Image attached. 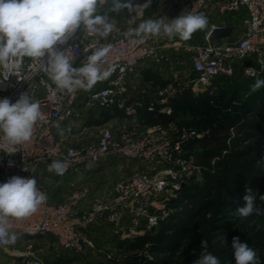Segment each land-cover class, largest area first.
Masks as SVG:
<instances>
[{"label":"built area","instance_id":"1","mask_svg":"<svg viewBox=\"0 0 264 264\" xmlns=\"http://www.w3.org/2000/svg\"><path fill=\"white\" fill-rule=\"evenodd\" d=\"M240 11L244 13V30L239 36L210 40L213 31L223 28L214 21L216 17ZM189 13L203 14L207 19L202 42L169 38L163 32L154 37L126 36L130 28L113 29L106 37L78 30L67 44L59 46L61 50L71 49L73 67H81L96 49L109 47L99 66L101 71L114 69L88 90L69 93L57 89L45 73L43 61L25 58L20 73L8 79L0 69V98L14 102L27 92L33 101L40 102L45 116L35 125L31 140L16 146V153L0 151L1 183L14 175L33 177L47 196L46 203L31 217L12 221L17 236L43 234L62 251L82 253L95 250V235L105 228L111 229L118 241L127 243L157 231L167 220L172 194L202 171L184 147L203 138L207 131L190 127L175 130L169 121L168 130L157 124L139 133L138 121L128 129L104 123L93 129V139L85 142L83 133L91 128L83 126L82 121L84 111L104 112L110 117L122 115L124 119L138 118L140 113L170 116L169 102L177 92L170 86L156 93L137 87L141 71L149 67L166 69L177 78L189 63L195 79L188 87L192 84L193 91L200 92L210 89L215 79L230 78L237 70L246 79L259 78L264 72V0H184L178 15ZM53 160L65 164L63 175L51 172L52 180L68 191L59 202L48 196L51 184L42 180L38 169H48ZM121 160L131 166L129 175L121 181L109 188L86 182L99 168ZM101 239L105 241L103 236ZM12 244H0V252ZM104 256L114 264L109 248L104 249ZM136 256L129 254L124 259L132 264L130 259ZM153 256L146 248L144 263L152 262ZM20 258L21 264H43L34 252L27 251Z\"/></svg>","mask_w":264,"mask_h":264},{"label":"rangeland","instance_id":"2","mask_svg":"<svg viewBox=\"0 0 264 264\" xmlns=\"http://www.w3.org/2000/svg\"><path fill=\"white\" fill-rule=\"evenodd\" d=\"M180 3L181 0H151L149 8H147L142 15L139 14L138 11L128 12L127 14H120L117 12L112 18L108 16L109 10L100 6L98 7L97 14L105 16L108 21L114 25V29L122 31L128 28H136L140 23L149 18H163L165 22H168L169 19H173V13H175ZM224 17L225 16L221 18L216 17L214 21L219 23L228 22V24L236 26L240 25L244 13L240 11L233 18ZM172 75L173 73L166 69L159 71L151 67L147 77L141 76L137 83V87L146 90L148 93H156L158 90L169 86L178 93H182L184 90L188 89V99L192 98L193 100L182 106L175 107L176 109L174 110L172 109V114L173 112L174 114H171L170 122L173 123L175 130L184 127H191L193 129L198 128L197 123H200L206 117H211V119L205 120L207 126L202 131L212 129L227 121L244 119L247 114L256 111V106L248 105L247 103L251 96L258 97L259 103L264 106V87L255 92L251 91V87L255 81H249L244 78L238 70L235 71V74L230 78L221 77L215 79L217 83L216 85L214 84L215 86L212 89L201 90V92L197 90L193 91L192 84L188 87V83L195 79V75L189 63H187L183 71H180L177 78H173ZM258 79H261V77ZM83 115L85 117L82 121L83 126L91 128L83 133V141L85 142L91 141L93 139V129L104 123L115 128L124 125L125 128L128 129L135 124V121H138L139 133H143L145 130L157 124L161 125L163 129L168 130L166 129L168 120H158L155 113L151 116L140 113V117L134 119L125 118L122 123V118H110V116L104 112L84 111ZM170 135L173 137L175 136L174 133ZM75 142L76 141H74V143ZM184 152L194 157L200 154V149L198 146H192L189 143L185 145ZM38 169L42 171V177L40 176L42 180L51 184L47 187V194L50 199L53 202L61 201L68 193L67 189L57 185L54 179L52 180L51 172H49L48 169L42 167H38ZM130 170L131 166L126 161H117L99 168L86 178V182H93L97 186L109 188L111 185L127 177ZM229 175H233V173L231 172ZM212 181L211 179H204L201 171V175L192 180L188 184L189 186H184L177 194H172L168 204L170 215L182 209H187V211L191 212L192 219L184 224L181 231L172 237L170 252L161 256L162 259L173 262L186 256V261L193 263L188 256L193 255L200 240L205 239L207 236H211L215 238L216 242L219 241L220 247L224 246L225 254L218 258L220 264H235L231 249L233 237L238 236L241 242L246 243L247 237L251 234L250 228L254 227L255 229H259L262 220L259 219L256 213L247 217V222L242 223L238 220L239 216L236 214V209L243 205L240 203H225V201L217 200L214 196L211 198L208 197V185L212 183ZM249 191L256 195V201H260L259 193L254 190ZM189 200L193 201V206L184 208L182 204H186V201ZM148 235L154 237L156 231ZM102 236L105 238V241H102ZM94 243L95 250L73 253L59 249L48 236H38V234L21 235L17 236V240L8 247L5 252H0V264H21L20 257L27 251L37 253L43 264H110L104 256V249L107 248L111 250L114 264H127L128 259L124 258L129 254L137 255L130 259L132 264H146L144 263L146 248L136 252L128 249V247H126L127 244L121 243L118 239L114 238L111 229L105 228L102 234H96ZM103 247L104 249H101ZM249 247L256 250L253 246ZM99 250L102 252H98ZM256 252L260 264H264V252L258 250H256ZM153 257L155 258V256ZM138 260L141 261L138 262Z\"/></svg>","mask_w":264,"mask_h":264},{"label":"clouds","instance_id":"3","mask_svg":"<svg viewBox=\"0 0 264 264\" xmlns=\"http://www.w3.org/2000/svg\"><path fill=\"white\" fill-rule=\"evenodd\" d=\"M106 3L107 0H0V69L7 74L5 79L20 73L25 58L32 62L43 61L44 71L56 88L69 93L88 90L97 81L110 76L114 69L101 71L99 66L102 57L109 53V47L96 49L79 68L73 67L71 49L59 47L67 44L80 29L104 37L111 33L114 25L105 16L97 14L98 7ZM150 4L151 0L135 5L133 0H113L112 11L126 9L129 13L138 11L142 15ZM206 25L203 14L189 13L168 22L163 18L146 19L125 35L159 36L163 32L169 38L178 36L188 40ZM262 87L264 79H257L251 91ZM44 119L40 102L33 101L27 92H22L14 102L7 97L0 98V151L16 153V146L29 142L35 125ZM48 171L63 175L65 164L53 160ZM259 198L264 201V195ZM243 199L244 205L236 209L239 217L264 214V207L256 206L257 197L251 191ZM46 201V194L37 187L33 177L14 175L0 183V244L14 243L17 234L12 221L31 217ZM201 248H208L207 240H201ZM231 249L235 264H260L256 250L241 242L238 236L233 237ZM194 264H220V261L210 252H202Z\"/></svg>","mask_w":264,"mask_h":264},{"label":"trees","instance_id":"4","mask_svg":"<svg viewBox=\"0 0 264 264\" xmlns=\"http://www.w3.org/2000/svg\"><path fill=\"white\" fill-rule=\"evenodd\" d=\"M146 1L133 0V4H143ZM103 7L109 10L108 16L110 18L117 13L112 11L113 0H107ZM119 13L127 14L128 11L125 9L119 11ZM259 77L264 78V72ZM216 81H213L211 89L216 85ZM191 100L193 99H188V89H186L182 93L177 92L175 97L170 99L169 104L174 110L175 107L182 106ZM258 100L259 98L255 96L249 98L248 105L256 106V111L247 114L244 119L221 123L212 129L206 130L207 133L203 138L190 142L192 146H198L200 149V154L194 157L197 164L202 167L204 179L213 180L208 185L209 198L214 196L217 200L225 201V203L244 205L243 198L249 190H254L260 196L264 195V106ZM155 114L158 120H168L167 122H169L171 120L170 116L174 112L168 117L158 113ZM145 115L151 116L153 113ZM210 119L211 117H206L203 121L197 123L198 128H195V130L202 131L205 129L207 126L206 121ZM231 172L233 175H229ZM186 202V204H182L184 208L193 206L192 200ZM256 206L258 208L264 207V201H256ZM191 215V212L187 209L171 214L158 228L154 237H150L147 233L144 237L125 243L127 244L126 247L132 251L148 248L155 258L152 262L146 264H194V261L200 257L202 252H210L218 258L223 256L225 254L224 246L220 247L219 241L216 242L214 237L207 236L205 240L208 241V248L203 250L200 240L196 246V251H194L195 254L188 256L193 263L187 262L186 256L173 262L162 259L161 256L170 252L172 237L181 231L184 224L192 219ZM258 216L262 220L259 229L250 228L251 234L247 237L246 243L256 250L264 252V214ZM238 220L242 223L248 221L247 218L241 217H238Z\"/></svg>","mask_w":264,"mask_h":264},{"label":"crops","instance_id":"5","mask_svg":"<svg viewBox=\"0 0 264 264\" xmlns=\"http://www.w3.org/2000/svg\"><path fill=\"white\" fill-rule=\"evenodd\" d=\"M147 2V1H146ZM183 2H184V0H181V3H180V5L178 6V8H177V10L175 11V13H173V18H175V17H177L178 16V14H179V12H180V10H181V8H182V4H183ZM235 15H237V13L236 14H227V16L226 15H224L225 17L224 18H226V17H230V18H233ZM243 19H244V17H243ZM243 19H242V21H241V23H240V25H232V24H228V22L226 23H220L221 24V27H223V28H230L231 30H232V32H231V35L228 37V38H226V39H221V40H223V41H226V40H230V39H232V38H234V37H237V36H239L242 32H243V30H244V27H243V24H242V22H243ZM217 22V21H216ZM219 23V22H218ZM206 29H207V25H206V27L205 28H203V29H201V30H198V31H196L195 33H193V35H192V37L190 38V39H188V41L189 42H191V43H195V42H202L203 41V36H204V33H205V31H206ZM212 41H219V40H212ZM150 68L151 67H149V68H145V69H143L142 71H141V76L142 77H147V74L150 72ZM153 69V68H152ZM159 71H161V70H159ZM140 80V79H139ZM114 117H116V118H122V121H121V123L123 122V120H125L123 117H122V115H115ZM110 118H112V117H110Z\"/></svg>","mask_w":264,"mask_h":264},{"label":"water","instance_id":"6","mask_svg":"<svg viewBox=\"0 0 264 264\" xmlns=\"http://www.w3.org/2000/svg\"><path fill=\"white\" fill-rule=\"evenodd\" d=\"M232 30L230 28H219L213 31L210 35V40L226 39L231 35ZM1 183V181H0ZM184 187V185L182 186Z\"/></svg>","mask_w":264,"mask_h":264}]
</instances>
